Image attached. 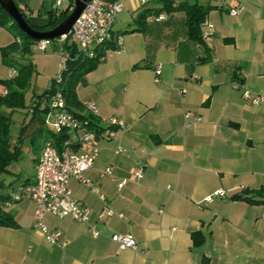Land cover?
<instances>
[{
  "label": "crops",
  "instance_id": "1",
  "mask_svg": "<svg viewBox=\"0 0 264 264\" xmlns=\"http://www.w3.org/2000/svg\"><path fill=\"white\" fill-rule=\"evenodd\" d=\"M14 1L36 26H44L56 10V0ZM120 1L112 30L121 45L107 50L74 88L81 113H91L86 103L93 102L103 127L97 158L84 173L91 186L75 179L67 184L102 234L94 237L84 222L51 213L46 226L60 230L66 244L48 242L33 226L34 201L24 194L4 205L17 226H0V264H264V203L230 198L241 189L264 187V102L243 96L249 91L264 97V0H195L211 6L200 44L187 38L182 10L166 12L164 20L149 16L143 31L124 32L140 9L158 8L160 1ZM235 5L243 10L231 15ZM67 6L64 0L61 8ZM15 39L0 25V96L9 70L4 52ZM60 48L58 40L55 49ZM53 63L55 72L59 60ZM155 64L161 65L159 80ZM44 91L26 103L21 127L28 132L20 139L11 135L19 146L22 137L29 143L30 169L8 165L1 193L34 178L47 140L48 109L33 114L30 106L37 103L33 95ZM41 101V108L48 107ZM187 113L200 119L187 120ZM102 116L121 122L111 137ZM136 167L143 169L141 179L134 177ZM118 181H124L122 187ZM219 189L224 195L204 200ZM105 206L113 215L97 220ZM111 232L131 234L138 248L118 249Z\"/></svg>",
  "mask_w": 264,
  "mask_h": 264
},
{
  "label": "built area",
  "instance_id": "2",
  "mask_svg": "<svg viewBox=\"0 0 264 264\" xmlns=\"http://www.w3.org/2000/svg\"><path fill=\"white\" fill-rule=\"evenodd\" d=\"M68 3L74 0H67ZM145 4L150 0H140ZM64 0H56V11L62 10ZM120 0H90L85 6L84 12L75 20L70 32L60 38L64 39L67 35L73 38L79 48L84 53L92 55V47L99 42L108 40L111 37L113 19L122 9ZM243 10L242 5H235L229 10L231 15L239 14ZM157 20L166 19L165 13H160L155 17ZM20 43V39H16ZM50 40H40L37 45L40 50H45ZM121 45L120 36L116 39V47ZM68 54L63 55V61L59 63V71L53 76L54 91L49 94L47 98L48 111L44 118L46 126H51L53 132L59 133L62 130L68 134V138L62 142L60 147L53 144L51 139L44 142L40 156L35 166V174L32 181L23 182L15 185L5 201V205L10 204L11 201L20 200L24 194L30 196L34 201V227L39 229L50 243H55L59 246H64L66 241L61 239V231L55 228L50 229L46 226L45 216L47 214H54V216L63 218L65 216L71 217L77 221L84 222L88 225L92 236L97 237L102 232L95 226L94 222H90V209L87 205L76 199L71 189L69 188V181L71 179L79 180L81 183L91 186V181L84 176L85 171L90 169L99 153L98 135L95 130L89 126V119L81 118L77 114L70 111L65 103L64 94L60 85L63 80V72L66 70V63ZM161 65H154L155 80H159L161 74ZM17 75V70L10 67L6 78H11ZM244 98L250 99L254 104L264 102V97L261 95H252L249 91L243 93ZM34 101L31 103L30 110L34 107ZM87 109L90 110L91 115L98 114V109L93 102L86 103ZM187 120L197 121L200 117L191 116L189 113L185 114ZM101 124H105L107 135L113 136L116 126H121V122L116 117H101ZM85 150L79 151V149ZM107 173L110 169L105 168ZM134 177L141 179L143 177V169L136 167L134 170ZM124 181H118V187H122ZM94 188V187H93ZM96 190V188H94ZM213 195H224L222 189L214 190L212 195L205 197V201L212 200ZM103 199V196L100 195ZM113 211L105 206L96 215L97 220H103L106 216H112ZM124 217L122 212H119L118 217ZM114 241L118 249H137V241L131 234H123L111 232L109 236Z\"/></svg>",
  "mask_w": 264,
  "mask_h": 264
},
{
  "label": "trees",
  "instance_id": "3",
  "mask_svg": "<svg viewBox=\"0 0 264 264\" xmlns=\"http://www.w3.org/2000/svg\"><path fill=\"white\" fill-rule=\"evenodd\" d=\"M160 7H143L140 9L133 18V27L131 29H126L124 32H134L139 30H144L147 18L152 15H159L160 13H171L182 10L184 13V25L186 28V36L192 41H197V43H203L201 25L206 19V15L211 9L209 4L203 5L197 3L195 0H159ZM18 5V4H17ZM72 1L68 3V6L62 10H55L49 13L48 21L44 26H36L33 23H29L27 19L26 11L23 7L18 5L22 16L28 21L30 26L32 25L35 29L44 30L46 28L50 29L62 21L70 11ZM6 25L7 29L13 32L16 39H20V43L14 40V42L9 45L8 49L4 52V63L10 67H14L17 70V75L11 78H5L4 83L6 86V93L0 96V174L8 171V165L11 160H14L20 156L21 147L12 142L11 136V114L20 106L26 107L24 104V90L30 81V76L34 70L33 63L29 60L27 63H22L21 59H27V56L31 54L32 44H36L38 40L30 38L26 35L21 28L13 21V19L7 14L5 10L0 7V25ZM123 33V32H122ZM113 30L111 31V37L108 40L99 42L96 46L92 47V55L89 56L88 53H84L77 42L67 35L64 39L58 37L50 40V44L55 40L61 42L60 51L62 56L67 53L68 58L64 61L66 63V70L63 72V80L60 85L64 94V99L67 108L74 114L81 118L89 119V126L91 129L95 130L97 134L102 132V127L99 125L98 120L95 116L89 113L87 116L83 115L82 105L77 102L75 87L79 82H84V77L87 71L92 70L102 58L105 56L107 50L113 49L116 46L117 35ZM40 41V40H39ZM17 52V56L12 53ZM233 78H236L235 74ZM53 79V78H52ZM41 94H34L36 105L33 107V114L45 113L48 109L47 106L44 108L40 107L42 99H46L54 90V82ZM9 109L7 114L2 111V109ZM41 108V109H40ZM47 127L46 139H51L53 144L60 147L62 142L68 138V134L65 130L59 133L53 132L50 127ZM20 139V136H18ZM0 185H2L0 181ZM9 193L0 192V226H17L13 217L4 210V205L6 199H8ZM232 199L241 200L249 202L262 204L264 203V187L259 189H241L239 192L231 195ZM195 235V234H194Z\"/></svg>",
  "mask_w": 264,
  "mask_h": 264
},
{
  "label": "rangeland",
  "instance_id": "4",
  "mask_svg": "<svg viewBox=\"0 0 264 264\" xmlns=\"http://www.w3.org/2000/svg\"><path fill=\"white\" fill-rule=\"evenodd\" d=\"M58 48V41L55 40L51 44L47 45V48H45V51L38 50L37 45L33 44L31 50V54L29 55L30 60L32 63H34L35 69L32 72V75L30 76V84L22 90L24 93V104L28 103L32 94L35 92H42L46 87L48 86V82L50 79V73L54 72L52 71V68L54 66V60L57 59L60 61H63L62 53L60 52ZM59 50V51H58ZM60 66L56 68V71L54 72V75L59 71ZM52 75V76H54ZM27 106V105H26ZM27 113V107L20 106L16 109L11 115V135L17 139L18 136H24L25 132L29 129L22 130L21 123H22V117L24 118ZM49 126V125H48ZM27 127V126H26ZM51 128V126H49ZM19 132V133H18ZM23 140V141H22ZM20 147H21V153L20 156L14 160H11L9 163V167L11 169H14L15 167H21L22 166L25 169H28L30 167V159L28 158V152L29 150V143L24 140V137H22ZM29 166V167H28ZM30 169V168H29ZM10 174L7 173H1L0 178H6L9 179Z\"/></svg>",
  "mask_w": 264,
  "mask_h": 264
},
{
  "label": "water",
  "instance_id": "5",
  "mask_svg": "<svg viewBox=\"0 0 264 264\" xmlns=\"http://www.w3.org/2000/svg\"><path fill=\"white\" fill-rule=\"evenodd\" d=\"M90 0H74L67 16L59 21L54 27L44 30L35 29L28 21L22 16L18 9L17 3L14 0H0V7L7 12L13 21L21 28V30L30 38L35 40H51L68 34L80 15L84 12L85 6Z\"/></svg>",
  "mask_w": 264,
  "mask_h": 264
}]
</instances>
